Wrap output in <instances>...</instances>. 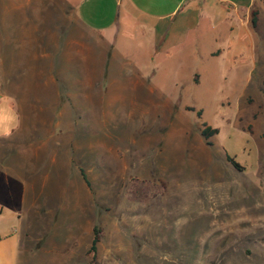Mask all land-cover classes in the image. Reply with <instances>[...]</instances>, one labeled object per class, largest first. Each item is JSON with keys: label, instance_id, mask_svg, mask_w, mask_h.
I'll return each instance as SVG.
<instances>
[{"label": "rangeland", "instance_id": "rangeland-1", "mask_svg": "<svg viewBox=\"0 0 264 264\" xmlns=\"http://www.w3.org/2000/svg\"><path fill=\"white\" fill-rule=\"evenodd\" d=\"M256 1L257 27L237 23L217 41L200 27L202 47L191 41L187 60L173 58L157 74L156 98L114 105L94 128L93 147L71 152L77 167L53 166L47 156L46 181L76 183L77 226L62 231L65 248L51 247L47 234L26 264H264V0ZM103 4L112 16L114 0ZM216 11L213 27L226 17ZM205 124L218 129L209 139ZM56 190L46 182V195ZM95 225L96 257L87 253Z\"/></svg>", "mask_w": 264, "mask_h": 264}, {"label": "crops", "instance_id": "crops-1", "mask_svg": "<svg viewBox=\"0 0 264 264\" xmlns=\"http://www.w3.org/2000/svg\"><path fill=\"white\" fill-rule=\"evenodd\" d=\"M103 1L0 0V264H26L49 233L51 247L65 248L62 231L76 230V183L46 181L47 156L77 167L75 153L93 147L114 105L157 96L167 63L187 60L191 41L202 47L200 27L217 41L259 16L256 0H114L112 16ZM219 8L226 17L213 27Z\"/></svg>", "mask_w": 264, "mask_h": 264}, {"label": "trees", "instance_id": "trees-1", "mask_svg": "<svg viewBox=\"0 0 264 264\" xmlns=\"http://www.w3.org/2000/svg\"><path fill=\"white\" fill-rule=\"evenodd\" d=\"M252 25L254 27H257L258 25V11L257 10H253L252 11ZM190 109H194L193 107H191ZM198 115L202 114V110H198ZM206 125V124H205ZM218 131L217 128H212L211 126L206 125V127L202 130V134L204 135L205 138L209 139V137L211 135H213L214 133H216ZM232 163L238 168L241 169L242 166L240 164H238L237 162H235L234 159H232L231 157H228ZM83 175L86 179V181L88 182V184L90 185L89 180L86 177V174L84 172V170H82ZM93 232H94V236H93V240H92V244L89 248V250L87 251L88 254H92L94 257H96L97 252H98V244L101 240V236H102V229L99 225H95L93 228Z\"/></svg>", "mask_w": 264, "mask_h": 264}]
</instances>
